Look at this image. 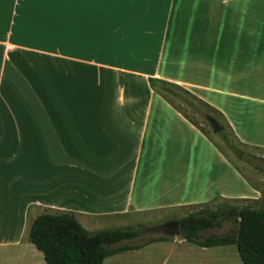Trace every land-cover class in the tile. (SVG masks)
Wrapping results in <instances>:
<instances>
[{"label":"crops","instance_id":"obj_1","mask_svg":"<svg viewBox=\"0 0 264 264\" xmlns=\"http://www.w3.org/2000/svg\"><path fill=\"white\" fill-rule=\"evenodd\" d=\"M149 79L264 152V0H0V264H46L28 241L42 213L86 228L264 204ZM213 248L179 237L103 264H208Z\"/></svg>","mask_w":264,"mask_h":264},{"label":"trees","instance_id":"obj_2","mask_svg":"<svg viewBox=\"0 0 264 264\" xmlns=\"http://www.w3.org/2000/svg\"><path fill=\"white\" fill-rule=\"evenodd\" d=\"M148 81L152 88H155V81L152 79ZM159 89L164 94L185 103H189L188 97L195 99L187 91L173 89L164 82L160 83ZM174 108L179 111L177 107ZM181 113L194 124L185 113ZM224 140L228 143L226 139ZM230 147L238 153L240 159H244L238 149L233 145ZM254 168L259 169L256 166ZM261 171L264 173L263 169ZM214 203L204 205L199 210L178 219L180 238L203 248L235 245L242 264H264V205L255 207L228 202L213 205ZM230 214H240V217L232 219L236 225L235 229L221 236L213 234L203 236L207 231L220 228L224 222L223 218ZM142 228L144 226L137 228L127 226L90 232L78 222L72 212L42 213L33 220L28 241L43 254L46 264H103L110 256L135 250L153 242L171 240L156 237L134 245L122 244L139 238L141 236L139 230Z\"/></svg>","mask_w":264,"mask_h":264},{"label":"rangeland","instance_id":"obj_3","mask_svg":"<svg viewBox=\"0 0 264 264\" xmlns=\"http://www.w3.org/2000/svg\"><path fill=\"white\" fill-rule=\"evenodd\" d=\"M165 83V82H164ZM167 86L172 87L173 89H182L176 85H172L170 83H165ZM155 90L168 98V100L179 109V111L185 113V115L201 130L203 131L212 141L216 142L226 158L234 165V167L242 174L244 177L248 179V181L257 189H260L264 194V173L261 169L264 170V152L248 147L244 144H241L234 133L229 129L223 117L212 107H210L205 102L201 101L198 97L192 95L195 99L188 97V102L185 103L178 100L175 97L164 94L160 89V83H154ZM183 90V89H182ZM200 101V102H199ZM207 114V115H205ZM211 116L215 118L222 126H224V130L219 134H213L210 125L208 124L206 117ZM226 139L228 143L225 142ZM230 145H233L238 151L241 152V155L244 159H240L238 153L234 152ZM254 166L259 169H255ZM264 200V199H263ZM220 202H228L230 204H247L258 207L259 205H264L262 201H241V202H230V201H216L213 205ZM210 205V204H208ZM203 206H201L202 208ZM234 218V217H233ZM233 218H223V223L220 228L212 229L203 233V236H209L211 234L216 236H221L227 234L230 230L236 228L235 223L232 221ZM153 219V220H152ZM81 223H83L81 221ZM117 220H109L106 222H100L97 226H86V230L90 232H95L101 229H110V228H121L127 226H144V228L140 229L141 236L137 239L124 242L122 244L134 245L144 241H147L151 238H156L155 234L146 232L147 228L157 226L155 218L150 216H145L135 220H128L126 222H119L116 224ZM100 225V226H99ZM102 225V226H101ZM104 225V226H103ZM211 257L208 259L210 263L208 264H241L239 259L237 250L235 246H218L213 248L211 251ZM169 264H172L171 262Z\"/></svg>","mask_w":264,"mask_h":264},{"label":"water","instance_id":"obj_4","mask_svg":"<svg viewBox=\"0 0 264 264\" xmlns=\"http://www.w3.org/2000/svg\"><path fill=\"white\" fill-rule=\"evenodd\" d=\"M208 124L212 129L213 134H219L224 130V126H222L215 118L208 116L206 117ZM240 217V214H230L225 217L226 218H233V217ZM146 232L155 234L158 237H165V238H179L180 237V230H179V221L178 220H170L164 222L160 225L150 227L146 229Z\"/></svg>","mask_w":264,"mask_h":264}]
</instances>
